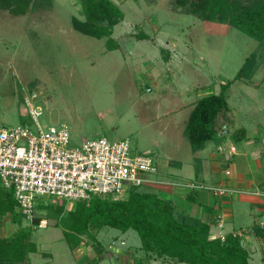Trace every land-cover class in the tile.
Wrapping results in <instances>:
<instances>
[{
    "label": "rangeland",
    "instance_id": "1",
    "mask_svg": "<svg viewBox=\"0 0 264 264\" xmlns=\"http://www.w3.org/2000/svg\"><path fill=\"white\" fill-rule=\"evenodd\" d=\"M115 1L125 17L114 27L113 37L120 47L113 50L106 48V38L83 34L74 27V17L85 18L80 0H53L50 8L26 15L0 10V120L9 126L32 125L24 89L35 90L36 104L42 108L39 122L44 127L67 124L72 145L100 136L113 141L129 138L134 154H151L161 165L173 166L177 161L187 166L192 148L184 129L194 104L205 94L219 93L222 84L233 80L256 51L253 83L237 80L229 89L226 116L231 123L226 135L233 138L235 128H246L247 138L234 140L239 153L264 160V44L229 24L185 13L175 0ZM143 33L148 37L139 39ZM218 142L215 138L208 144L216 147ZM224 158L230 162L232 157ZM259 162L251 164L257 167ZM227 196L232 197L222 198ZM42 200L54 205L66 202L67 209L75 203ZM232 203L234 213L230 212L225 226L250 231L251 240L240 234L251 253L250 262L264 264V239L253 232L264 218V209L254 211L253 207L250 214L244 204L248 210L242 214L237 200ZM49 213L53 215L50 210L36 209V216L47 219L46 227L20 217L38 245L25 264H93L87 259L97 256L92 241L83 235L81 245L71 249L62 227L55 225V218H48ZM127 233L126 245L120 247L133 249L142 244L137 231ZM121 234L110 227L98 233L107 249L99 264H120L115 254L114 260L107 259L113 240ZM130 253L121 256V262L136 264ZM135 257L144 263L145 251ZM152 264L168 261L157 259Z\"/></svg>",
    "mask_w": 264,
    "mask_h": 264
},
{
    "label": "trees",
    "instance_id": "2",
    "mask_svg": "<svg viewBox=\"0 0 264 264\" xmlns=\"http://www.w3.org/2000/svg\"><path fill=\"white\" fill-rule=\"evenodd\" d=\"M80 1L85 18L74 17V27L83 34L106 38L108 50L119 48L113 31L125 17L121 6L115 0ZM175 3L185 13L202 20L229 24L260 41V45L264 44V0H175ZM52 4L53 0H0V10L26 15L37 8H50ZM147 37L144 33L139 35V39ZM257 58L258 53L252 52L234 79L222 84L219 93L210 92L197 99L184 129L193 152L204 149L212 139L225 136L229 127L221 118L230 109L229 89L237 80L253 83ZM246 137V128L234 130L235 141ZM6 189L0 192V217L10 213L18 229L12 236L0 235V264H22L29 260L30 253L38 251V245L20 220L23 214L18 209L13 190ZM165 195L160 189L144 184L131 186L125 195L117 198L95 196L88 201H76L70 209L66 202L54 205L43 200H39L37 208L53 213H49L48 218H55V225L62 227L71 249L81 245L84 235L92 241L97 255L104 253L106 249L98 233L110 227L123 233L131 229L138 232L145 261L142 263L143 259L135 257L136 264H152L154 259L167 260L168 264H173L171 260L186 264H251V253L239 234L229 232L224 238L221 235L213 237L211 223L179 211ZM41 219L46 218L36 216L35 224L38 225ZM253 232L264 239V225L256 223Z\"/></svg>",
    "mask_w": 264,
    "mask_h": 264
},
{
    "label": "built area",
    "instance_id": "3",
    "mask_svg": "<svg viewBox=\"0 0 264 264\" xmlns=\"http://www.w3.org/2000/svg\"><path fill=\"white\" fill-rule=\"evenodd\" d=\"M24 91V102L34 123L9 126L0 120V180L13 190L19 211L31 225L48 224L47 219H41L38 225L34 223L42 198L72 202L88 201L95 196L117 198L125 195L131 186L144 184L207 190L217 197L245 193L227 182L210 184L201 180L159 178L161 165L151 154H134L129 138L113 141L100 136L74 146L69 126L63 123L44 127L39 122L42 108L36 104L38 92ZM218 151L231 158L235 148L221 145ZM225 173L231 175L232 171L228 168ZM252 193L260 195L264 191ZM217 223L224 226L222 214L217 217Z\"/></svg>",
    "mask_w": 264,
    "mask_h": 264
},
{
    "label": "crops",
    "instance_id": "4",
    "mask_svg": "<svg viewBox=\"0 0 264 264\" xmlns=\"http://www.w3.org/2000/svg\"><path fill=\"white\" fill-rule=\"evenodd\" d=\"M226 115H224L223 118L225 119V121L228 122H226V126L230 128L231 121L228 120ZM226 133L228 132H225V136H221L219 138V142L217 143L216 147H212V145L207 144L206 147L200 151H192V157L188 161L187 166L183 165L182 162L177 161L174 163L173 166H170L168 163H164V165L160 164L162 172H164L160 173L159 176H161L162 179L177 181H187L196 179L210 184H219L221 182H227L231 186L243 189L245 193H237L235 195H232L231 198L229 196L222 198L216 197L210 192L188 191L181 187L178 188L165 185H153V187L160 189L163 193H165V196H167V198L173 201L179 211H183L187 214L199 217L202 220L211 223V233L213 237L218 235L223 236L229 232H242V234L246 237L247 240H251L252 233H250V231L238 230L235 227H227L225 226V224L227 222L229 214H231L230 212H232V214L234 213V209L232 208V201L234 200H237V204H239V213H247L248 207L245 205H248L250 207V211H248L250 214H252L253 212V207H255L254 211H262L264 209V194L259 195L252 193L253 191H264V160L261 158L251 159V154L249 152L243 154L239 153L235 144L236 142L233 138H229ZM260 141L261 140H257L258 145H261ZM221 145L227 148H235V153L233 154L230 161L232 163L225 161L224 157L226 156L222 155L218 151V148ZM251 153L255 152L251 151ZM258 161L260 162L258 163L257 167L251 164L253 162ZM232 165H234V167ZM228 168L232 171L230 176L226 175L225 173V170ZM223 171L225 174L223 173ZM1 186L0 192L3 193L1 190L4 191L7 189L3 186V184ZM221 213L224 214L225 218V223L223 227H220L217 223V217ZM259 222H264V218H261ZM218 227L222 228V230H220ZM17 229L18 225L12 221L10 213H7L0 217V235L2 237L12 236ZM128 233L122 232L121 235L117 236V240H113L114 244H111L110 247L114 248L115 250L113 249L111 251L112 253L108 251L110 259L106 258L107 260H114V256L116 255L119 256V261L116 260V262L124 264L123 262H121V256L124 257L129 255L127 254L128 252H131L130 255H132L135 259V255L138 254L139 251H141L139 249L141 245H137L135 247L131 246L133 249H130L129 247L127 249L120 247L126 245V235ZM116 250H118L119 253L115 252ZM101 254L95 256L94 259L88 257V262L93 259L94 261L90 263L99 264V262H102L105 259L104 257H101ZM29 260L27 262H29Z\"/></svg>",
    "mask_w": 264,
    "mask_h": 264
},
{
    "label": "water",
    "instance_id": "5",
    "mask_svg": "<svg viewBox=\"0 0 264 264\" xmlns=\"http://www.w3.org/2000/svg\"><path fill=\"white\" fill-rule=\"evenodd\" d=\"M226 132H228V130H226Z\"/></svg>",
    "mask_w": 264,
    "mask_h": 264
}]
</instances>
